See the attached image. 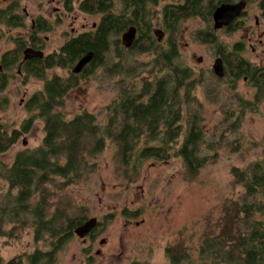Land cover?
Returning a JSON list of instances; mask_svg holds the SVG:
<instances>
[{
  "label": "trees",
  "instance_id": "16d2710c",
  "mask_svg": "<svg viewBox=\"0 0 264 264\" xmlns=\"http://www.w3.org/2000/svg\"><path fill=\"white\" fill-rule=\"evenodd\" d=\"M124 2L127 11L117 17L106 15L97 34L80 36L69 41L60 53L30 62L26 77L43 79V88L26 101L25 110L29 115L21 130L8 133L0 125L2 154L29 130L33 120L43 123V138L38 147L18 151L10 164L0 163V178L7 186L0 205V237H8L12 230L27 225L34 239L47 248L27 255L28 264H54L57 251L82 224L84 216L73 214L71 208L69 211L64 198L56 200L52 210L50 199L94 169L88 159L101 153L107 141L116 147L125 174L136 173L146 160L166 162L178 157L185 171L194 176L205 164L204 151L215 149L216 141L207 142L201 129L202 111L194 95L193 70L181 65L173 37L170 36L172 46L165 51L152 39L150 21L155 10L146 6L155 4L156 0ZM208 8L204 0H185L181 6H165V27L174 31L180 20L197 14L206 20ZM10 21L0 14V22ZM129 25L138 27L140 40L130 50L118 46L116 55L110 56L114 41L110 38L119 36ZM88 51L93 52V58L85 71L73 73L70 70L73 63ZM146 52L153 53L150 62L131 63V54ZM231 56L232 63L237 62L238 58ZM5 62L12 69L18 62L17 56L10 54ZM53 67L67 70V75L46 78L43 70ZM97 67L103 68L110 77L121 76L118 94L106 106V121L100 123L95 113L86 110L71 118L65 117L60 109L66 93ZM7 77L0 73V92L6 87ZM126 78L139 81V85L127 82ZM5 105L6 100H2L0 107ZM231 175L242 186L243 194L223 202L215 226L217 233L201 239L197 264H264V165L256 161L243 169L232 168ZM7 224L11 225V231L4 229ZM181 246L166 247L165 255L171 264L189 260ZM20 261L3 263L0 257V264Z\"/></svg>",
  "mask_w": 264,
  "mask_h": 264
},
{
  "label": "rangeland",
  "instance_id": "374dc122",
  "mask_svg": "<svg viewBox=\"0 0 264 264\" xmlns=\"http://www.w3.org/2000/svg\"><path fill=\"white\" fill-rule=\"evenodd\" d=\"M164 3H171V0H164ZM161 4L154 7L158 10ZM42 5L41 9L50 17L55 5L46 1ZM29 10L36 12L34 5H30ZM120 10L118 5L114 11ZM259 12L257 5L251 3L247 11L250 14L249 25L253 24L254 15ZM85 21L90 27L92 22L98 21V17L86 16ZM205 25L200 18L183 19L171 31V38L178 40L181 65L194 72V95L202 111L201 129L207 142L216 141L215 149L204 151L207 159L194 176L185 171L178 157L166 162L146 160L136 173L127 171L125 174L116 147L107 141L101 153L88 159L94 169L81 181L58 191L50 199L51 210L56 200L64 198L69 211L72 209L73 214L84 216L81 223L93 217L99 222L94 230V239L83 242L72 234L57 251L54 264H171L165 249L179 244L189 255V260L177 264H197L201 239L204 235L217 233L215 226L223 202L243 194L244 190L231 175V169H243L256 161H262L264 165V104L257 109L254 107L255 110H246L243 118L235 123L228 116V110H237L239 96L247 99L252 94L242 81L231 91L226 82L217 81L211 71L214 62L212 47L196 38L197 31L205 29ZM1 28L4 36L0 39V58L13 47V37L25 35L29 24L26 28ZM69 30L67 23L56 25L47 34V51L57 50L63 43L61 34ZM244 33L245 29L238 33H218L217 39L230 43ZM200 57L202 60L198 62ZM247 57L254 60L255 56L248 53ZM152 58L153 53L148 52L131 54L129 59L132 64L135 60L145 64ZM143 69L145 71V66ZM6 74L8 82L0 92V102L6 100V105L0 107V125L6 127L9 133L13 129L21 130L29 115L25 110L26 101L42 88L43 82L37 77L21 75L16 67ZM56 74L65 76L67 73L55 68L47 73V78ZM120 78L117 75L110 77L103 68L97 67L66 93L60 111L71 118L86 110L95 113L103 124L106 121V106L118 94ZM126 79L139 85L137 80ZM42 138L43 123L33 120L29 130L0 154V163L10 164L18 151L38 147ZM47 188L52 187L48 185ZM6 191V183L0 178V205ZM4 229L11 231V225L7 224ZM36 249L47 250L42 242L34 239L27 225L12 230L8 237H0L3 263L21 260L19 264H28L25 257Z\"/></svg>",
  "mask_w": 264,
  "mask_h": 264
},
{
  "label": "flooded vegetation",
  "instance_id": "af4514ba",
  "mask_svg": "<svg viewBox=\"0 0 264 264\" xmlns=\"http://www.w3.org/2000/svg\"><path fill=\"white\" fill-rule=\"evenodd\" d=\"M55 5L54 11L51 13L50 17H47L45 11L42 10V4L44 2ZM185 0H171V3H164V0H156L155 4H147V8L151 7L154 11V16L150 21L151 24V35L152 39L159 45L162 50H167L172 46L170 42L171 31L166 29L163 11L165 6H176L184 4ZM244 1L245 6L241 10L239 16L234 20L229 22L228 25L222 26L220 28H214L213 14L218 7L222 5L235 6L240 2ZM37 2V3H36ZM2 0L0 5V14H3L6 19L11 20L10 23L0 22V39L3 38L4 33L1 27H6L8 29L13 28H26L27 23L29 24L28 30L25 31V35H19L18 37H13V47L8 51L4 52L0 58V73L6 74L11 68L7 66L6 60L9 59L10 54L16 55L18 62L15 66L18 73L26 76L28 69H30L32 61L44 60L55 53H60L62 47H64L69 41L76 39L80 36L87 34L95 35L99 32L103 18L110 14L117 17L120 12L123 13L127 11V6L124 0ZM160 6L157 10L156 7ZM251 3L257 5L259 9V14L254 15L253 24L249 25L250 14L247 13ZM206 8L210 9L209 15L205 20L202 14H197L189 18H200L204 21L205 29L197 31L196 38L201 43L208 44L212 47L214 62L211 66V71L216 78H218L215 73L213 66L217 60H220L222 66L223 77L218 78L221 81L226 82L229 90H234L236 84L240 81L246 83L250 88V93L252 94L250 98L244 99L241 96L238 97L237 110L231 109L226 113L228 116L234 120V123L240 121L243 118V114L247 111L255 108H259L264 104V0H204ZM30 5L35 6L36 12L29 10ZM121 6V10L115 12ZM156 6V7H154ZM87 17H98L97 22H92L89 25L86 23ZM261 18V19H260ZM188 19V18H186ZM181 21V20H180ZM179 21V22H180ZM15 23L16 25H13ZM67 25L70 27L69 32H63L62 38L63 43L57 50L47 51L48 36L50 32L53 31L56 25ZM90 28V29H89ZM245 29L243 36L235 39L230 43H222L218 41V33L229 34L231 32H242ZM133 30V36L131 37V45L126 47L123 43V36L129 31ZM141 34L139 29L135 25L127 26V29L121 33L119 36L111 37L113 43L110 46L111 55H116L117 47L123 48L122 50H130L135 44L140 40ZM175 39V38H174ZM119 40V41H118ZM118 41V42H117ZM174 47L176 53L179 56V43L178 40H174ZM29 51V52H28ZM91 53V59L93 58V52L88 51L82 54L72 65L71 71L75 74H80L85 71V68L90 63V61L84 65L79 72H75L74 69L78 63L87 55ZM148 53V52H146ZM253 54L254 60H250L247 54ZM145 54V53H143ZM32 55V56H31ZM237 57V62L232 63L233 57ZM202 58H198V62H201ZM237 65V66H236ZM59 69L60 67H53L51 69H44L43 74L47 78V73L52 69ZM62 71L67 73V70L60 68ZM36 70H33L35 72ZM57 75V74H56ZM67 75V74H65ZM31 76V75H30ZM237 76V78H236ZM33 77V76H32ZM36 78V77H34ZM43 82L44 80L38 78ZM43 88V86H42ZM228 91V90H227ZM255 107V108H254ZM94 218V217H93ZM90 219V218H89ZM88 220V219H87ZM97 220V219H96ZM84 223V222H83ZM82 223V224H83ZM99 222L97 221L98 225ZM137 225V223H136ZM96 228V226H95ZM93 228L82 240L83 242L94 239ZM74 234V231H73ZM75 235V234H74ZM103 242V241H102ZM91 245L88 247L90 251ZM99 251H97V254Z\"/></svg>",
  "mask_w": 264,
  "mask_h": 264
},
{
  "label": "water",
  "instance_id": "95a60500",
  "mask_svg": "<svg viewBox=\"0 0 264 264\" xmlns=\"http://www.w3.org/2000/svg\"><path fill=\"white\" fill-rule=\"evenodd\" d=\"M245 3L244 1L240 2L239 4L235 6L230 5H222L217 8L215 13L213 14V20H214V28H220L222 26L228 25L229 22L234 20L239 14L241 13V10L244 8ZM133 36V30L129 31L123 36V43L126 47H129L131 45V37ZM29 52V51H28ZM32 56V55H31ZM92 54H87L76 66L74 69L75 72H79L81 68L86 65L90 59ZM214 73L218 78L223 77L222 72V66L220 60H217L213 66ZM1 70V67H0ZM97 224L96 218H90L86 220L83 224L77 226L74 229V234L78 237L83 239L93 228H95Z\"/></svg>",
  "mask_w": 264,
  "mask_h": 264
}]
</instances>
